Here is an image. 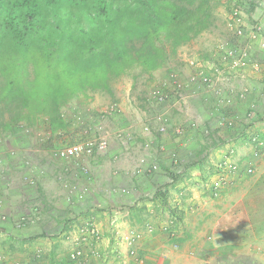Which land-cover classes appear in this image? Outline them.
<instances>
[{"label": "rangeland", "instance_id": "1", "mask_svg": "<svg viewBox=\"0 0 264 264\" xmlns=\"http://www.w3.org/2000/svg\"><path fill=\"white\" fill-rule=\"evenodd\" d=\"M207 5L205 14L211 15L209 29L178 46L165 65L155 71H143L136 61V50L143 44L139 40L142 31L138 29L119 32V39L112 45L97 44L95 39L81 45V64L77 67L80 76L92 80L89 75L96 66V70L110 67L108 85L78 88L62 108L63 126L54 121L47 108H40L39 95L34 94L27 105L20 103V107L6 101L2 96L5 81L0 76V111L4 112L0 113V190H4L1 198L21 192L28 203L17 213L9 212L10 206L2 205L0 209L1 215L15 217V229L22 230L16 235H36L39 228L52 235L58 229L68 231L75 210L91 206L103 210L105 201L133 194L131 179L142 184L153 179L167 183L159 176L166 174L162 172V166H166L162 161L171 164L172 171L166 175L172 179L184 174V178L194 182L199 177L204 179L212 164L230 154L234 162L243 164L250 160L255 148L249 139L264 135V0H210ZM130 9L135 24L141 25L147 19L148 13L140 1ZM79 13L80 22L72 23L70 28L76 26L88 32L93 24L88 15ZM61 14L59 18H63ZM183 28L188 30L187 26ZM38 29L37 35H32L31 43H36L32 46L39 45ZM175 37L179 40L182 36ZM160 40L158 44L168 50L174 45L165 35ZM69 45V50L74 51V43ZM14 49L10 54H16L18 59ZM103 50L106 59L97 57V52ZM26 53L17 61L23 74V80L18 82L27 89L39 87V48ZM10 60L6 64L11 66L14 62L12 57ZM92 61L96 63L94 68ZM235 61L240 63L236 66ZM66 83L67 80L61 84L66 88ZM89 144L93 147L91 155L85 151L69 159L59 155L68 147ZM200 160L201 165L193 166ZM194 167L199 171L192 170ZM232 177L215 189L214 182L211 185L207 178L206 188L215 190V194H202L210 196L209 200L201 201L195 190L189 189L182 203L171 200L169 208L182 205L186 211L194 202L204 205L221 198L202 213L223 209L222 214L233 219L224 218L229 223L221 227L231 229L214 233L215 222L211 225L208 221L206 233L213 235L204 237L211 244L219 243L222 253L238 243L232 247V258L264 264V176L253 180L239 172L235 179ZM239 179L241 183L230 184ZM40 185H45V190H39ZM112 189L118 192L111 193ZM152 191L146 184L141 186L140 194L146 196ZM68 194L77 199L73 206L66 199ZM39 198L45 199L44 205ZM2 200L8 203L5 198ZM109 209L113 207L109 205ZM39 210L46 214L44 219L39 220ZM167 213L162 212L163 221L172 219L170 215L167 218ZM30 217L34 222L29 221ZM23 219L27 224L21 223H26ZM5 220L0 217V228L8 227ZM141 225L139 229L137 226L138 231L147 224ZM63 240L62 248H67L71 241ZM2 243L0 240V258Z\"/></svg>", "mask_w": 264, "mask_h": 264}, {"label": "trees", "instance_id": "2", "mask_svg": "<svg viewBox=\"0 0 264 264\" xmlns=\"http://www.w3.org/2000/svg\"><path fill=\"white\" fill-rule=\"evenodd\" d=\"M139 1L148 13L147 19L142 20L141 25L135 24V20L130 16V6ZM209 1L0 0V76L5 81L3 87L5 92L2 96L10 104L16 103L20 107V103L27 105L34 94L39 95L40 108L44 110L47 108L54 121L63 126L62 108L75 96L80 87L85 88L89 85L92 88H100L108 85V69L111 68L106 69L104 66L96 70L98 66L95 67L96 63L93 64V61L91 68H95L89 75L92 80L84 75L80 76L77 67L81 64L79 60L81 45L88 44L91 42L89 40L94 39L97 44L105 45L109 42L112 45L119 39V32L138 29L142 31L139 40L143 44L136 50V61L142 66L143 71L158 70L165 65L169 56L176 52L178 46L188 44L194 37L209 29L208 19L211 15L205 14ZM63 6H66L64 10ZM80 11L88 15L93 24L88 32L78 30L79 27L76 26L72 30L70 28L72 23L80 22ZM60 14L63 18H59ZM94 22L97 23L94 25ZM185 26L188 30L183 28ZM37 29L39 45L32 46L36 44L31 43V39L32 35H37ZM161 35L172 39L174 45L169 50L158 44ZM176 35H181V39L177 40ZM69 42L74 43V51L69 50ZM38 48L39 87L27 89L18 82L23 80V74L17 68L19 65L17 61L26 57L28 50L36 52ZM12 49L19 54L18 59H15L16 54H10ZM11 57L14 62L11 66L14 70L17 69L15 71L6 64L10 63ZM97 57L106 59L105 50L97 52ZM65 80L68 81L66 88L61 84ZM0 113L4 114L3 111ZM200 162L201 160L193 166L201 165ZM210 169L211 172L214 171L213 166ZM211 172L208 174L213 175ZM184 176L183 174L181 178ZM173 179L177 182L180 177ZM36 237L39 238V235Z\"/></svg>", "mask_w": 264, "mask_h": 264}, {"label": "crops", "instance_id": "3", "mask_svg": "<svg viewBox=\"0 0 264 264\" xmlns=\"http://www.w3.org/2000/svg\"><path fill=\"white\" fill-rule=\"evenodd\" d=\"M249 127L250 130H253L254 126L250 125ZM261 137H264V135ZM213 154H215V151H213ZM162 162L166 165L162 166V172L166 174L171 172V164L169 165L165 161ZM196 167L192 170L199 171ZM260 171L254 178L264 176V169ZM166 174L159 175L168 181L162 184L154 181V179L151 181L148 180L144 184L139 183L138 179H131L132 190L134 189L133 194L131 192L130 196H119L115 199L105 201L107 206L106 208L101 207L104 208L103 210H100V207L96 208V206H91L80 211L75 210L74 220L71 221V229H68V231L66 229L63 232L58 229L59 231L55 235L47 231L45 233L42 228H39V234L36 235H16L15 232H21L22 230L15 229L13 225V220H16L15 217L10 216L11 214H9V217H5L0 212V215L6 218L5 221H7L8 226L6 229H0V240L3 242L1 254L4 257V259H1V255L0 264H35L39 255L41 256L40 259L43 264H250L249 261L246 262V259L232 258V247L234 246L236 248L239 246L238 243L231 244V249L227 248L222 253L219 243L213 242L211 244L208 237H204L205 234H212L211 232L206 233V230H209L207 227L208 221H210V224L215 222L216 227H213L214 233L230 231L231 229V227H221L226 226L233 219L231 215L225 212L223 215V209L217 207L216 210L212 208L209 212L202 213L204 208L214 205L221 198L214 199L204 205L194 202L186 211L182 205L179 207H177L178 205H174L171 209L169 208L171 206L169 205L171 200H178L182 203L185 195H189L187 193L189 189L191 191L195 190V196L199 195L201 201L209 200L210 196L204 197L202 194L210 195L209 192L214 194L212 190L206 188V179L210 175L208 174L204 179L199 177L194 182H189L184 177L174 182V179ZM151 176L155 177V174ZM243 177L246 176L243 175ZM239 183H241V179L230 184L236 185ZM146 184L151 186L153 191L149 195L142 196L140 194L141 186ZM38 188L39 190H45V185H40ZM7 191H11V189ZM3 192L4 190H0L1 211L3 206H10L8 211L17 213L28 205L25 194L21 192L11 197H3L8 202L5 204L2 200L3 198H1ZM116 192L118 191H115V189L111 190V193ZM68 195L66 199L73 206L77 199L72 194ZM127 198L129 200H126ZM44 200L42 198L40 199L43 205L45 204ZM109 205L113 209L107 210ZM199 205H202L201 208H199ZM175 208L182 209V211H178ZM172 209L180 213L177 214ZM200 209L202 210L200 211ZM166 211L168 212L167 218L169 215L170 217L179 216L180 218L178 227L171 231H164L162 229V226L167 222L166 219L164 221L162 220L164 217L162 212ZM39 212H41L39 220L41 218L44 219L46 214L42 210H39ZM224 218H228L229 221L225 223L223 221ZM142 223L152 224L154 227V231L146 234L142 241L140 254L145 260L144 263L137 262L129 256L128 244L125 241L131 232L138 230L140 226L142 227ZM137 226L138 229H136ZM72 229L73 233L71 232ZM70 232L71 237L68 238L67 234ZM38 235L39 238L36 237ZM63 238L71 241L67 248H62V243L65 242ZM262 243L264 244V242ZM79 244L84 248L86 256L81 262H72L68 255ZM96 251H98L97 255L94 253Z\"/></svg>", "mask_w": 264, "mask_h": 264}, {"label": "built area", "instance_id": "4", "mask_svg": "<svg viewBox=\"0 0 264 264\" xmlns=\"http://www.w3.org/2000/svg\"><path fill=\"white\" fill-rule=\"evenodd\" d=\"M261 47L264 49V43L261 45ZM240 61L234 62V65H238ZM252 142L255 148V151L253 152V158H250L249 161L243 162L241 164L240 162H234L233 156L230 154L227 156L223 161L214 164V174L218 177V182L216 183V186L220 187L222 186V183L229 180V177H232L236 175L239 172H242L246 176H254L257 174L259 170L264 168V138H257L253 137L249 139V142ZM92 145L89 144L86 147H83L82 145L79 146H72L68 147L66 150L59 152V155L63 158H73L79 156L82 152L85 154L91 155L92 154ZM26 221L25 219H23ZM29 221L34 222L33 217L29 218ZM21 222L23 224H27ZM177 226V219L170 218L163 226L162 229L164 231H171L174 229V227ZM149 233L153 231L152 226H148L146 229ZM144 237V232L141 231H133L130 233L129 236L126 237L125 241L128 244V253L131 258L136 260L137 262L144 263L145 260L143 257H141V254H139L141 250V245ZM96 255L98 254V251L94 252ZM86 256L85 250L82 247V245H77L75 248H73L68 257L70 261L72 262H81L82 259H84ZM41 256L39 255L38 260L35 264H43L42 260L40 259Z\"/></svg>", "mask_w": 264, "mask_h": 264}, {"label": "clouds", "instance_id": "5", "mask_svg": "<svg viewBox=\"0 0 264 264\" xmlns=\"http://www.w3.org/2000/svg\"><path fill=\"white\" fill-rule=\"evenodd\" d=\"M219 162H221V160L219 161ZM219 162H217V163H219ZM211 166H213L214 167V164H212ZM260 171V170H259ZM259 171L257 172V174L259 173ZM213 173V175H210L209 177H208V181L207 182H210L211 183V185L213 184V182H214V185H213V189H215L217 186H216V183L218 182V177H217V175L216 174H214V171L212 172ZM257 174H255L254 176H256ZM244 175V174H243ZM235 176V175H234ZM233 176V177H234ZM246 176V175H245ZM254 176H246V177H254ZM213 177H215V178H213ZM232 177V178H233ZM211 179H212V181H211ZM235 179V178H234ZM220 188V187H219ZM210 190V189H209ZM217 191V190H216ZM213 192H214V194H215V190H213ZM33 214H35V213H33ZM39 215H40V212H39ZM0 217H2L1 215H0ZM176 218L177 219V225H178V222H179V220H180V218H179V216H173L172 218ZM40 218V217H39ZM170 218V217H169ZM169 220V219H168ZM167 220V221H168ZM18 223H20V220L18 221ZM152 226L153 227V225L152 224H147L145 227H143L142 229H140V231L141 232H144V237H145V235L146 234H150L146 229H147V227L148 226ZM134 231H138V230H134ZM153 231H154V227H153ZM152 231V232H153ZM151 232V233H152ZM144 237H143V239H144ZM129 249V248H128ZM141 251V250H140ZM139 254H140V252H139ZM142 257V256H141Z\"/></svg>", "mask_w": 264, "mask_h": 264}]
</instances>
